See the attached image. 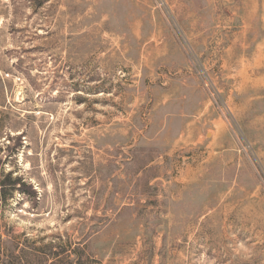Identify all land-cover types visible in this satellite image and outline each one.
Returning a JSON list of instances; mask_svg holds the SVG:
<instances>
[{
	"label": "rangeland",
	"instance_id": "obj_1",
	"mask_svg": "<svg viewBox=\"0 0 264 264\" xmlns=\"http://www.w3.org/2000/svg\"><path fill=\"white\" fill-rule=\"evenodd\" d=\"M0 158V264H264V0H0Z\"/></svg>",
	"mask_w": 264,
	"mask_h": 264
},
{
	"label": "trees",
	"instance_id": "obj_2",
	"mask_svg": "<svg viewBox=\"0 0 264 264\" xmlns=\"http://www.w3.org/2000/svg\"><path fill=\"white\" fill-rule=\"evenodd\" d=\"M11 189L25 193L30 188L26 186L25 181L20 176L13 178L10 172L4 174L2 171V160L0 158V198L4 197L6 192Z\"/></svg>",
	"mask_w": 264,
	"mask_h": 264
},
{
	"label": "clouds",
	"instance_id": "obj_3",
	"mask_svg": "<svg viewBox=\"0 0 264 264\" xmlns=\"http://www.w3.org/2000/svg\"><path fill=\"white\" fill-rule=\"evenodd\" d=\"M24 223V221H21V224H23Z\"/></svg>",
	"mask_w": 264,
	"mask_h": 264
}]
</instances>
